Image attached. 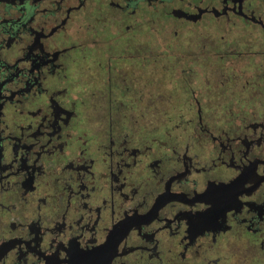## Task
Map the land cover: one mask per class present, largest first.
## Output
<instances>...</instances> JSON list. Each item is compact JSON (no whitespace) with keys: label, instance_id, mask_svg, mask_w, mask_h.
<instances>
[{"label":"flooded vegetation","instance_id":"obj_1","mask_svg":"<svg viewBox=\"0 0 264 264\" xmlns=\"http://www.w3.org/2000/svg\"><path fill=\"white\" fill-rule=\"evenodd\" d=\"M0 264H264V0H0Z\"/></svg>","mask_w":264,"mask_h":264}]
</instances>
